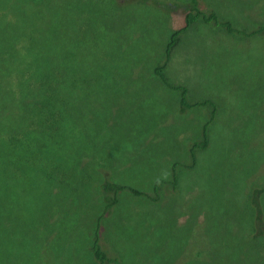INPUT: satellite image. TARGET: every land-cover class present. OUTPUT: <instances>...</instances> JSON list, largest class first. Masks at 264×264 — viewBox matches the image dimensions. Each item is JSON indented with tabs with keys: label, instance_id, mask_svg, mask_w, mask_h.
Instances as JSON below:
<instances>
[{
	"label": "rangeland",
	"instance_id": "1",
	"mask_svg": "<svg viewBox=\"0 0 264 264\" xmlns=\"http://www.w3.org/2000/svg\"><path fill=\"white\" fill-rule=\"evenodd\" d=\"M187 4L0 0V80L26 90L14 57L35 63L25 76L54 65L39 55L48 43L73 59L61 103L42 101L23 115L12 100L15 115L0 111V264H89L92 209L87 199L77 202L78 220L65 226L69 183L74 196L80 180L81 192L93 193L103 173L112 177L119 165L134 172L144 160V173L120 170L117 178L147 191L153 179L168 177L167 161H187L208 110L181 114L179 93L155 73ZM198 7L236 29L194 19L171 51L167 75L188 89L192 104H220L211 146L183 175V190L164 194L166 206L153 210L143 196L122 194L125 208L109 216L101 240L120 264H264V32H255L264 27V0H198ZM49 135L73 144L52 151ZM35 142L45 143L48 158L28 162ZM83 172L92 175L83 179Z\"/></svg>",
	"mask_w": 264,
	"mask_h": 264
},
{
	"label": "trees",
	"instance_id": "2",
	"mask_svg": "<svg viewBox=\"0 0 264 264\" xmlns=\"http://www.w3.org/2000/svg\"><path fill=\"white\" fill-rule=\"evenodd\" d=\"M37 1V0H36ZM189 4H187L184 8V24L178 30H174L171 34L169 42L165 46L164 52L166 53L165 61L158 65L155 68V73L160 77L161 80L174 92L179 93V102H180V111L181 114H184L188 111L193 113H200V109L204 108L208 110V114L206 116H202L204 121L201 123L200 127L197 130H194L193 139L191 144H189L188 150L189 156L187 161H178V159H174L171 161H167V167H169L168 177H156L153 179L147 187L149 188L147 191H144V186L141 184V189L135 188V185L129 182V178H126V182L122 181V179L117 178L119 176L120 170L123 172H128L126 168H121L119 165L117 173H114V176L109 177L103 173L96 184V191L91 193H82L81 186L85 180L78 181V189L79 193L77 196H74V185L69 183V187L66 190L65 197H68L67 200L71 205L68 207L66 211H68V218L66 227L69 224H73L78 218L75 214L79 210V206L77 202H80L82 199H87L92 209L90 219H92V224L89 232L86 234V238L90 241V254L88 256V263L96 262V264H120V261L115 258H111L107 251L105 250L102 243V226L109 219L110 215L114 213H118L117 208L122 201V194L128 193L133 194L134 196L130 198H135L138 196H143L142 201H148L151 204L153 210H157L158 208L154 207L155 205L166 206V198L164 194L167 192L177 194L183 189H180L183 182V175L189 174L193 169H195L197 162L199 161L197 154L206 151L210 148V134L215 130L216 122L219 118L218 110L221 107L219 103L214 100L204 99L201 102L191 103L188 97V89L184 86L174 85L170 78L167 75L168 63L170 60L171 51H173L181 38L182 32L186 31L188 28L193 25L199 19L203 20L207 24L213 23L219 24L221 28L225 27L226 31H232L233 28L227 22L219 21V17L215 12L205 13L201 11L198 7V0H187ZM184 13V12H183ZM194 19L196 21H194ZM220 22V23H219ZM256 33L263 34L264 27L257 25L255 28ZM253 33V32H252ZM254 34V33H253ZM255 35V34H254ZM52 53H58L53 55ZM23 53H20L18 56L14 57L19 63L18 65L22 70V78L26 81L27 89L17 92L7 84L6 81L0 80L1 95L0 97V111L7 118L12 117L16 114V110L10 106L12 100L17 102V107L19 111L22 112L23 115H31L33 111H37L42 101L46 100H54L56 102L61 103V99H58L59 96L62 95L67 90V86L69 85L68 75H69V66L66 65L67 62H72L73 59L65 57L62 54L61 50L58 46H53L51 43L46 44L45 53H39L40 56L47 58L52 61L54 65H49L44 68H39L33 70L32 73L27 76L24 75L25 71H31L35 67V63L25 64L21 61ZM65 76V77H64ZM210 79V78H208ZM71 92V91H70ZM19 94V97L17 96ZM36 96V97H35ZM49 141L52 143V151H56L54 146L62 145V144H70L72 145V141L70 137L67 136L66 139L54 140L50 135L48 137ZM57 142V143H54ZM213 143V140L211 141ZM45 143L43 142H35L33 148L31 150L29 158L25 157L26 161L30 162L34 157L40 159L48 158L47 154H43V146ZM27 151H24L26 154ZM62 157L61 160H64L68 157L65 151H61ZM143 153V151H142ZM144 155V153H143ZM176 160V161H175ZM186 162V163H184ZM144 160L140 163H135V171L128 173L141 172L144 173ZM110 167V166H109ZM92 174L89 172H83L81 174L82 178L85 179ZM61 181V189L64 188L65 181ZM70 182V181H69ZM228 189L231 188L229 184H224ZM52 186L59 189L55 182H52ZM194 184H187L184 189L191 190ZM93 196L94 202L90 201L89 197ZM139 198V197H138ZM121 200V201H120ZM96 203V204H95ZM98 203V206H97ZM126 204H121L120 208H125ZM169 206V205H168ZM142 207H145V204H142ZM93 219H95L93 221ZM233 229H230L229 232H232ZM228 232V233H229ZM258 234H262L261 229L257 232ZM257 233H255L257 235Z\"/></svg>",
	"mask_w": 264,
	"mask_h": 264
}]
</instances>
